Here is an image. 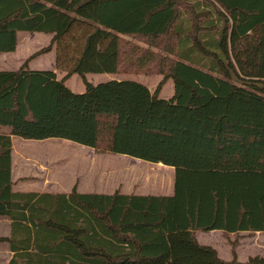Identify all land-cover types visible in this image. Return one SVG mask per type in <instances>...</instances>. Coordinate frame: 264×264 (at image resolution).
I'll return each instance as SVG.
<instances>
[{"label": "trees", "instance_id": "obj_1", "mask_svg": "<svg viewBox=\"0 0 264 264\" xmlns=\"http://www.w3.org/2000/svg\"><path fill=\"white\" fill-rule=\"evenodd\" d=\"M19 32L52 38L18 69L0 70L8 264H264L234 250L223 260L195 237L264 232V0H0V53L15 51ZM53 47L61 79L27 65ZM133 72L162 79L151 92L85 77ZM72 75L82 93L65 85ZM168 79L173 95L159 98ZM13 135L170 166L173 194L15 192Z\"/></svg>", "mask_w": 264, "mask_h": 264}, {"label": "rangeland", "instance_id": "obj_2", "mask_svg": "<svg viewBox=\"0 0 264 264\" xmlns=\"http://www.w3.org/2000/svg\"><path fill=\"white\" fill-rule=\"evenodd\" d=\"M18 48L14 53H0V70H16L24 61L39 49L47 46L52 38L51 34L39 32L18 33ZM130 43L136 44L143 49L148 45L143 39L136 37H124ZM155 51V49H152ZM54 47L51 52L39 55L28 61L31 69L55 70L57 78H62L64 72L55 67ZM91 83H99L110 79H131L139 81L154 92L157 84L162 79L158 74L126 73V74H88L86 77ZM66 85L74 92H82L84 84L78 75H72L66 80ZM161 97H167L168 92H174L173 82L168 79L161 88ZM55 140V141H54ZM63 139L31 140L15 137L13 145V158L16 160L18 171H15L14 180L33 182L37 185L43 184L46 188L59 184L60 179L67 181L75 178L76 188L94 189L103 192H120L127 194H155L161 195L162 188H167L172 183L173 169L166 165H158L140 161L126 155H115L109 153H97L93 156L86 155L84 150H75V162L64 159L52 162H42L53 157H64L70 155L68 148L59 147ZM69 142V141H68ZM62 144V143H61ZM67 145V144H66ZM61 146V145H60ZM108 154V155H107ZM82 158L81 160H77ZM38 163H41L38 164ZM61 184L64 185L61 180ZM4 225L0 222V233ZM223 233V232H221ZM210 234V241L217 249V254L223 260L232 259V250L238 261L245 262L254 256L264 257V232L243 231L237 233ZM218 236V237H215ZM214 237V238H213Z\"/></svg>", "mask_w": 264, "mask_h": 264}, {"label": "crops", "instance_id": "obj_3", "mask_svg": "<svg viewBox=\"0 0 264 264\" xmlns=\"http://www.w3.org/2000/svg\"><path fill=\"white\" fill-rule=\"evenodd\" d=\"M30 33H34V32H30ZM17 44H18V42H17ZM17 48H18V46H16L15 51L17 50ZM15 51H13V52H3V53H14ZM54 58H55V53H54ZM28 67H29V69H31L30 65ZM31 70H52V69H31ZM53 71L55 72V70H53ZM87 76H88V74L85 75V77H87ZM137 82H139V81H137ZM65 85H66V83H65ZM146 87L148 88V86H146ZM84 89H85V87H84ZM82 92H74V93H82ZM161 95H162V92H159V94H158L159 98L168 99V98H170L173 95V92H168V94L166 95L167 97H161ZM15 137H18V136H14V135L11 136V142H12V149H11V179H12V189H13V191H15V192L52 193V194H69L71 192L72 188L75 186V178L71 179V175H70V177H69V179L67 181L64 180V178H65L64 177V178L60 179L59 184L54 185L52 183L51 186H48L46 188L43 186V184L45 182H43L40 185L35 184L34 181L33 182L25 181L22 184H19L18 183V179L21 178L22 176L18 177L17 180H14L15 171H18V169L16 167L17 165L15 164L16 160L13 158V150H14L13 145H14ZM49 139H58V138H49ZM57 145L59 147L68 148V150H69V152L71 154L67 155V156H64V157L56 156V157H53L54 159H46V160L41 161V163L42 162L55 163L57 161L64 160V159H69L71 162L72 161L75 162V160H76V158H75V150L76 149L77 150H84L86 155H90V153H91V155L95 156L94 155V153H95L94 149L86 147V146L78 144V143H75V142H72V141H69V142H68V140L67 141H63V142H60L61 146L59 144H57ZM95 154H97V153H95ZM115 155H122V154H115ZM81 159L82 158H79L77 160H81ZM134 159H137V160H140V161H144V160H141V159H138V158H134ZM145 162H148V161H145ZM41 163H38V164L41 165ZM157 164H159V163H157ZM168 167H170V166H168ZM170 168H172V167H170ZM173 171H174V169H173ZM167 174L172 175V183L167 188H162L163 193L161 194V196H171L173 194V191H174V172L173 173H167ZM61 180L63 181L64 185L61 184ZM76 190L79 193L112 194V193H109V192H103V191H100V190L97 191V190H94V189H91V190L88 189L87 190V189H84L82 187H78V188H76ZM121 194H127V193H121ZM127 195H130V193L127 194ZM135 195H147V194H135ZM151 195H155V194H151ZM0 222L4 225V229H2V232L0 233V237L9 236V233H10V220L8 218H6V217H0ZM221 232L222 231L218 230V229L211 230V231L197 230V231H195V237H196L197 241L200 244L211 246L213 249H215L217 251V249L215 247H213V245L211 244L210 234L216 235V233H221ZM215 237H218V236H215ZM220 237L222 239H224L223 233H221ZM12 255H13V252L9 249L8 244L6 242H0V264H8V262L12 258Z\"/></svg>", "mask_w": 264, "mask_h": 264}]
</instances>
